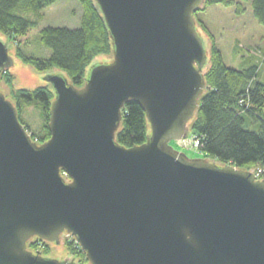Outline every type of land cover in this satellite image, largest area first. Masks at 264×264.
Returning a JSON list of instances; mask_svg holds the SVG:
<instances>
[{"label":"water","instance_id":"95a60500","mask_svg":"<svg viewBox=\"0 0 264 264\" xmlns=\"http://www.w3.org/2000/svg\"><path fill=\"white\" fill-rule=\"evenodd\" d=\"M205 1L95 0L113 60L91 66L82 88L45 77L55 98L43 144L0 92V264H78L67 235L89 264H264V180L171 146L208 88L194 17ZM14 65L0 39V72ZM129 103L151 132L125 148ZM34 238L47 257L28 249Z\"/></svg>","mask_w":264,"mask_h":264},{"label":"trees","instance_id":"16d2710c","mask_svg":"<svg viewBox=\"0 0 264 264\" xmlns=\"http://www.w3.org/2000/svg\"><path fill=\"white\" fill-rule=\"evenodd\" d=\"M58 0H0V34L14 40L16 58L33 67L39 73L58 69L77 88L85 84L89 69L99 56H113V44L95 0L77 1L82 9L80 28H45L38 40L51 51L49 57L28 54L29 43L22 41L28 33L38 27V19L28 18L38 14ZM251 2L255 19L264 25V0ZM213 5L235 6L233 0H206L202 9L195 13L196 25L209 34L206 25L198 21V13ZM237 14L245 12L238 4ZM208 51L209 66L205 72L207 90L200 100V107L188 128L192 135L201 138L199 152L219 160L223 165L233 164L237 168L264 171V81L260 79L264 61L255 57L241 69L225 65L223 54L213 37ZM206 65V66H207ZM206 68V67H205ZM1 79L10 87L13 104L19 112L23 126L30 127L22 118L24 106L36 103L41 108L43 125L39 132L32 133V140L43 144L51 137L48 128L51 105L55 98L53 88L39 87L34 90L15 89V77L11 71L0 72ZM124 119L116 134V142L125 148L143 145L150 135V125L142 107L129 103L123 110ZM257 128V131L250 130ZM65 247L69 254L78 259V264H89L74 239H67ZM28 249L47 257L49 244L34 238L28 242Z\"/></svg>","mask_w":264,"mask_h":264},{"label":"rangeland","instance_id":"374dc122","mask_svg":"<svg viewBox=\"0 0 264 264\" xmlns=\"http://www.w3.org/2000/svg\"><path fill=\"white\" fill-rule=\"evenodd\" d=\"M233 1L236 4L235 6L225 7L223 5H213L207 7L205 11L198 13L197 20L202 21L206 25L209 34L205 33L199 26H197V29L202 37L207 52L211 48L210 37H213L223 54L225 65L229 68L241 69L250 62H257L255 59H251V57H255L259 61L263 59L264 61V25L260 24L255 19L251 2H245L244 0ZM238 4H243L245 8V12L241 15L236 12ZM28 18L32 20L38 19L39 25L37 28L32 29L28 35L22 39V41L29 43L26 49L27 53L39 57H49L51 51L42 46L38 40L40 31L45 28H67L70 30L80 28L82 9L77 1L58 0L53 6L40 11L38 14H31ZM0 39L6 44L15 61L14 67L10 70L15 77V89L34 90L45 86L52 89L50 84L44 81L45 77L52 74L65 75L58 69H53L46 73L37 72L33 67L24 64L16 58L14 40L8 39L1 34ZM112 60L113 56H99L95 59L92 66L108 64L111 63ZM208 67L207 65L204 72L207 71ZM262 71L260 79L264 81V66L262 67ZM0 92L5 95L8 101L14 102L10 94V87L4 83L1 76ZM22 118L30 127L29 134L31 136L32 133L41 130L43 119L41 108L38 104H26L24 106ZM250 130L257 131V128H250ZM185 138L189 140L193 138L189 128ZM171 146L175 151L184 154L190 160L204 159L218 166H223L219 160L198 153L192 148L180 147L176 142H172ZM253 171L257 172L259 170ZM263 178L264 175L260 179ZM67 239L71 240L72 238L67 236L64 239L63 246H65V241ZM70 256L74 257L71 254Z\"/></svg>","mask_w":264,"mask_h":264},{"label":"built area","instance_id":"2783aa9c","mask_svg":"<svg viewBox=\"0 0 264 264\" xmlns=\"http://www.w3.org/2000/svg\"><path fill=\"white\" fill-rule=\"evenodd\" d=\"M178 146L183 147V148H188V149H194L196 150L198 153L199 149H200V145H201V138H197L195 136H193V138H191V140L184 138L181 141L176 142ZM256 177L258 179H260L263 175H264V171L263 170H259L257 172H254Z\"/></svg>","mask_w":264,"mask_h":264},{"label":"flooded vegetation","instance_id":"af4514ba","mask_svg":"<svg viewBox=\"0 0 264 264\" xmlns=\"http://www.w3.org/2000/svg\"><path fill=\"white\" fill-rule=\"evenodd\" d=\"M65 235V234H64Z\"/></svg>","mask_w":264,"mask_h":264}]
</instances>
